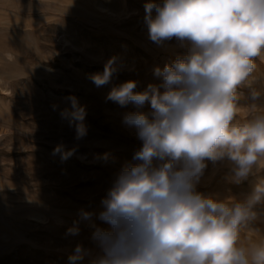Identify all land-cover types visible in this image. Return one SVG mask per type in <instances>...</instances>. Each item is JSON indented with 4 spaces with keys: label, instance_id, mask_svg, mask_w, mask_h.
<instances>
[{
    "label": "rangeland",
    "instance_id": "1",
    "mask_svg": "<svg viewBox=\"0 0 264 264\" xmlns=\"http://www.w3.org/2000/svg\"><path fill=\"white\" fill-rule=\"evenodd\" d=\"M147 3L164 0H0V264H71L78 244L89 252L75 264L100 254L92 234L111 230L99 219L101 201L124 168L140 163L133 155L143 142L124 117L153 118L149 102L121 105L109 93L130 80L134 92L153 84L163 93L154 69L192 48L176 37L152 41ZM109 61L115 71L97 86L92 77ZM254 63L248 83L237 88L234 123L264 115V57ZM71 98L84 111L82 121L71 115ZM164 162L154 159L153 166ZM204 163L195 191L229 207L264 184V168L238 180L228 157ZM252 210L255 218L241 225L237 241L246 249L264 244V198ZM82 211L91 217L83 219ZM73 228L78 234L69 233Z\"/></svg>",
    "mask_w": 264,
    "mask_h": 264
},
{
    "label": "clouds",
    "instance_id": "2",
    "mask_svg": "<svg viewBox=\"0 0 264 264\" xmlns=\"http://www.w3.org/2000/svg\"><path fill=\"white\" fill-rule=\"evenodd\" d=\"M145 11L152 41L176 37L191 41L192 48L154 69L163 77V93L153 84L134 92L131 80L109 93L121 105L149 102L153 118L141 112L124 117L143 142L133 155L140 163L124 168L101 201L99 219L111 230L93 232L100 254L91 264H264V244L237 245L241 225L255 218L253 205L264 198V184L231 207L203 197L194 184L205 159L228 157L238 180L264 168V115L234 123L237 88L248 83L254 58L264 57V0H164L162 6L147 3ZM112 63L92 77L97 86L109 82ZM71 99V115L82 121L84 111ZM77 131L83 136L86 129L81 124ZM154 159L166 162L154 167ZM91 215L81 212L83 219ZM88 252L78 244L71 264Z\"/></svg>",
    "mask_w": 264,
    "mask_h": 264
}]
</instances>
